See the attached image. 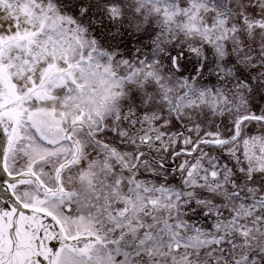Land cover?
Listing matches in <instances>:
<instances>
[{
	"label": "snow or ice",
	"instance_id": "6c2138e0",
	"mask_svg": "<svg viewBox=\"0 0 264 264\" xmlns=\"http://www.w3.org/2000/svg\"><path fill=\"white\" fill-rule=\"evenodd\" d=\"M0 264H264V0H0Z\"/></svg>",
	"mask_w": 264,
	"mask_h": 264
}]
</instances>
